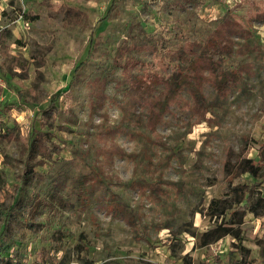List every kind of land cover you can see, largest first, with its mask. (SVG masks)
Listing matches in <instances>:
<instances>
[{"label": "rangeland", "instance_id": "1", "mask_svg": "<svg viewBox=\"0 0 264 264\" xmlns=\"http://www.w3.org/2000/svg\"><path fill=\"white\" fill-rule=\"evenodd\" d=\"M112 1L0 0L4 256L12 264H235L243 247L264 264V169L256 180L234 167L240 158L259 163L264 151V25L253 19L264 0H116L96 27ZM65 7L80 12L79 24L66 22ZM226 20L248 34L222 67L248 72L227 97L205 85L213 103L205 120L197 124L181 103L158 125V139L144 126L116 132L127 94L118 48L157 43L166 53L205 41ZM131 55L161 73L151 52ZM35 130L49 133L59 151L24 185ZM111 145L119 155L102 173L96 167ZM243 185L255 189L256 213L245 216L240 239L214 242L208 233L229 227L230 213L212 215L211 201L226 192L234 199ZM53 195L64 205L36 208ZM10 211L11 234L3 232Z\"/></svg>", "mask_w": 264, "mask_h": 264}, {"label": "trees", "instance_id": "2", "mask_svg": "<svg viewBox=\"0 0 264 264\" xmlns=\"http://www.w3.org/2000/svg\"><path fill=\"white\" fill-rule=\"evenodd\" d=\"M260 6L256 7L253 19L264 25V5ZM115 8L116 0H113L105 15L97 21L96 27L105 22ZM65 11L67 23L79 24L81 22L82 15L76 8L65 7ZM247 34V30L238 22L226 20L205 41H187L176 50H169L166 53L160 52L161 48L157 43H144L136 47L128 44L120 46L116 55V63L122 69L127 94L124 101L119 104L124 126L118 127L116 132L130 129V127L144 126L158 139L160 137L157 132L158 125L171 111L172 106H178L177 104L181 103L183 105L181 107L187 109L194 116L197 124L201 123L213 106V103L205 96V85H210L215 90L217 97H227L231 90L240 83L244 74L248 72L246 65L231 70H224L222 67V62L226 57H232L242 52L243 46L239 45L238 40L247 37ZM134 48L139 51L151 52L153 57L158 58L157 66L161 73L148 71L145 62L131 55ZM83 64L84 62L81 66ZM158 86H161L159 92ZM2 90L0 87V95H2ZM92 103L91 111L94 115L99 109H95L96 100ZM108 129L110 132L112 131L111 128ZM11 130L5 134L6 137H11ZM58 151L59 147L52 143L49 133L33 131L32 141L28 145V165L22 183L29 185L36 175V168L43 166ZM102 152V163H99L100 165L96 169L104 173V166L107 163L112 165L113 155H119V150L111 145L105 146ZM260 156L259 163H254L252 159L247 158L235 161L236 174L249 173L258 180L259 173L264 169V151ZM227 166H230V163ZM230 173L232 174V172ZM235 178L237 176L233 177V179ZM230 181L232 182V179ZM230 181L229 185H231ZM254 190L253 185L252 189H249L248 185L235 187L236 197L234 199L230 198V194L226 192L223 198L211 201L212 215L220 216L230 213L229 227L219 226L208 233L214 242L227 236H232L235 240L240 239L238 228L243 225L245 216L247 213H256L257 210L251 203L255 194ZM83 199L87 201L86 198ZM244 202L246 204L243 207H235ZM63 205V198L53 195L49 201H39L35 206L39 209L44 206ZM112 207L114 208V204ZM10 212L3 220V232L9 234L12 233L11 223L13 222V211ZM5 253L9 256L6 250L0 248V264H12L11 257H5ZM240 256L242 261H236L235 264H253L254 260L250 259L248 249L241 247Z\"/></svg>", "mask_w": 264, "mask_h": 264}]
</instances>
